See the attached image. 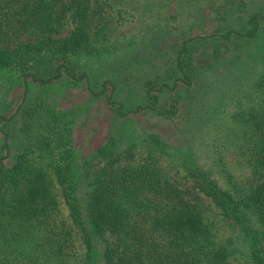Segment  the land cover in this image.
Segmentation results:
<instances>
[{"label":"trees","instance_id":"1","mask_svg":"<svg viewBox=\"0 0 264 264\" xmlns=\"http://www.w3.org/2000/svg\"><path fill=\"white\" fill-rule=\"evenodd\" d=\"M58 1L0 0V43L33 38L0 47V69H18L24 99L31 85L84 81L115 116L173 119L183 142L171 148L152 130L136 136L141 142L120 137L142 148L138 156L119 152L82 188L67 112L29 105L39 123L35 148L11 155L17 137L6 125L21 106L0 114V264H98L99 241L104 264H264V41L249 46L264 37V0H206L216 23L209 34H191L199 0H70L60 13L70 8L75 28L64 37ZM136 45L102 80L67 61ZM130 86L142 104L123 103L117 91ZM29 121L26 138L35 132ZM227 153L248 178L228 169Z\"/></svg>","mask_w":264,"mask_h":264},{"label":"rangeland","instance_id":"2","mask_svg":"<svg viewBox=\"0 0 264 264\" xmlns=\"http://www.w3.org/2000/svg\"><path fill=\"white\" fill-rule=\"evenodd\" d=\"M58 2L57 10L60 15L61 25L57 35L64 37L70 35L75 28L72 19L73 11L70 8H64L60 13L61 4L69 5L70 0H59ZM193 9L201 17L195 19L191 34H209L216 23L210 20L208 1L199 0L193 2ZM170 13H172V10ZM20 39L32 40L33 38L27 35H21L19 37L9 36L0 43V47L11 46L16 40ZM263 41L264 37H260L253 42H249V46L252 51H255L254 48L259 42L262 43ZM136 47L138 46L118 50L115 53L107 54L100 58L89 57L84 54H69L67 61L72 62L76 69L86 72L89 78L91 76V79L94 80L93 76L99 77L105 74H114L126 57L134 52ZM30 69L34 70L33 68ZM127 71L125 73L130 75V71ZM71 72L74 73L75 70L71 69ZM104 77L102 76L101 80ZM84 85V81L73 82L67 78L43 88L31 85L28 96L24 99L22 87L18 82V69L15 67L0 69V114L10 116L19 105L21 106L16 111L17 114L13 121H10L6 125L7 127H11V129L13 128V130L15 129V136L17 137L16 140L13 139L17 148L14 146L15 148L11 149L10 155L18 151L31 152L35 148V146H30V144L35 141V136L37 135L36 130L39 123L34 117L37 118L38 116L36 112L33 115L32 110L30 112L29 108H37L41 111L40 103L43 106L54 109L56 112H67V124L71 129L72 137L74 170L80 187L84 186L85 180H87L93 169L106 164L107 160L111 157L113 158L119 152H126V156L130 154H133L135 157L138 156L137 153L142 148L133 146L130 150V143L120 140V137L123 138L127 135L128 137L133 136L135 140L141 142V138L136 136L138 134L142 136V133L146 134L152 130L166 140L171 148L181 147L183 137L175 128L174 122L171 121L173 119H163L158 114L147 111L130 114L126 118L115 116L104 100L92 99ZM117 93L126 105L135 106L144 102L138 86H130L124 90L117 91ZM166 97L167 95L162 96L160 100ZM29 105L30 107L28 108ZM29 114L32 119L30 121L28 120ZM25 121H29L26 123L31 124V130L35 131L31 133V137L29 138H26L22 133L23 129L21 127ZM1 143L2 139H0ZM27 145L28 147H26ZM36 158L38 160V157ZM9 161V158L4 159V162ZM225 162L228 169L234 173L237 179H246L249 177L250 169L242 164L236 156L227 153ZM83 191L81 190L80 194ZM57 201L62 218L68 221L67 211L59 192L57 193ZM200 202L202 207H205L209 212L213 210L214 205L209 200ZM103 248L104 242L99 241L96 244L93 243V250L96 253L98 264H104L102 257ZM234 263L245 264L242 260L240 262L237 260Z\"/></svg>","mask_w":264,"mask_h":264}]
</instances>
